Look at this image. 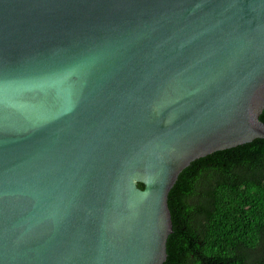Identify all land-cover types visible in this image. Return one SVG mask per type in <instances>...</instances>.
Returning a JSON list of instances; mask_svg holds the SVG:
<instances>
[{"label":"water","instance_id":"obj_1","mask_svg":"<svg viewBox=\"0 0 264 264\" xmlns=\"http://www.w3.org/2000/svg\"><path fill=\"white\" fill-rule=\"evenodd\" d=\"M263 111L264 0H0V264H164L180 174Z\"/></svg>","mask_w":264,"mask_h":264},{"label":"trees","instance_id":"obj_2","mask_svg":"<svg viewBox=\"0 0 264 264\" xmlns=\"http://www.w3.org/2000/svg\"><path fill=\"white\" fill-rule=\"evenodd\" d=\"M169 208L164 264H264V139L193 162Z\"/></svg>","mask_w":264,"mask_h":264}]
</instances>
